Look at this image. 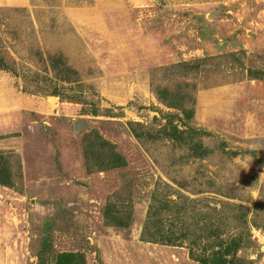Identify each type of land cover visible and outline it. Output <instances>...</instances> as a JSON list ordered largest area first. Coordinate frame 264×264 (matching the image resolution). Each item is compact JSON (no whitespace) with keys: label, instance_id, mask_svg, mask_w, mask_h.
Here are the masks:
<instances>
[{"label":"rangeland","instance_id":"rangeland-1","mask_svg":"<svg viewBox=\"0 0 264 264\" xmlns=\"http://www.w3.org/2000/svg\"><path fill=\"white\" fill-rule=\"evenodd\" d=\"M0 53V264H201L142 238L157 188L264 264V0H0Z\"/></svg>","mask_w":264,"mask_h":264},{"label":"trees","instance_id":"trees-1","mask_svg":"<svg viewBox=\"0 0 264 264\" xmlns=\"http://www.w3.org/2000/svg\"><path fill=\"white\" fill-rule=\"evenodd\" d=\"M0 70L17 73L1 53ZM183 119L185 118L183 117ZM180 126H184V128H180ZM158 131L161 136L179 143L186 142L187 135L193 138L206 132L201 128L190 125L184 120L181 125L167 120ZM135 136L139 137L140 135L136 134ZM190 142L189 147L194 156L204 157L209 153V150L202 144L199 138L196 141H192L191 139ZM155 192L154 203L147 210L141 233L144 240L172 246H183L186 244L189 249L190 258L201 264H245L244 259L237 255L240 247L245 246L243 233L246 230L247 223L244 220L246 215L243 211L244 206L232 205L236 210L240 209L243 223H240L241 221L238 224L236 223L238 227H235L237 230L235 235H229L227 238L222 239V229L218 220V214L222 211L221 208L219 210L215 205H206L207 210L201 212L197 221L191 223V219L195 217L193 209L195 207V199H190L181 193L177 194V198H172L169 194L159 197L158 194L160 192ZM221 206L226 208L228 204L224 203ZM217 211L219 212L217 213ZM213 216L215 217L213 218ZM188 217L190 222L187 221ZM112 219L115 224H125L117 216H112ZM191 235L197 236L191 238ZM76 256H78L79 264H83L81 255L66 252L61 253L57 257L56 264H75Z\"/></svg>","mask_w":264,"mask_h":264}]
</instances>
